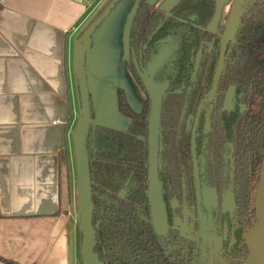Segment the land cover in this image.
Wrapping results in <instances>:
<instances>
[{
  "label": "trees",
  "instance_id": "1",
  "mask_svg": "<svg viewBox=\"0 0 264 264\" xmlns=\"http://www.w3.org/2000/svg\"><path fill=\"white\" fill-rule=\"evenodd\" d=\"M244 1L249 4V0ZM251 3L238 18L215 97L208 105L203 101L213 85L220 47L212 56L205 78L197 68V59H206L212 43L210 26L217 15L218 0H177L167 14L151 0L137 1L128 32V62L146 104L133 116L126 131L92 124L88 137L93 226L97 231L95 252L104 264H205L199 241L183 234L175 223L176 216L182 218L187 209L197 230L194 143L203 184L217 196L215 209L203 201L204 214L220 230L225 222L230 229L220 252L224 261L220 257L216 261L243 264L248 259L247 234L257 225L256 200L264 165V0ZM164 52L168 57L154 78L157 85L168 84L159 153L168 232L159 236L152 224L148 199L151 104L141 77ZM230 91L234 93V104L227 110ZM91 107L93 120L92 97ZM191 116L194 122L188 130ZM230 184L233 216L224 211ZM0 262L17 264L1 257Z\"/></svg>",
  "mask_w": 264,
  "mask_h": 264
},
{
  "label": "crops",
  "instance_id": "2",
  "mask_svg": "<svg viewBox=\"0 0 264 264\" xmlns=\"http://www.w3.org/2000/svg\"><path fill=\"white\" fill-rule=\"evenodd\" d=\"M131 2L118 5L94 35L87 56L92 124L115 130H127L146 103L126 51L134 2L130 23L124 34L120 31L124 7ZM176 2L151 0L158 10ZM218 2L211 30L222 32L234 0ZM94 6L87 0L0 4V257L17 264H79L83 259L81 246L76 250L81 236L78 170L73 177L69 158L75 157L80 117L75 43L104 7L89 17ZM134 92L138 102L131 99Z\"/></svg>",
  "mask_w": 264,
  "mask_h": 264
},
{
  "label": "water",
  "instance_id": "3",
  "mask_svg": "<svg viewBox=\"0 0 264 264\" xmlns=\"http://www.w3.org/2000/svg\"><path fill=\"white\" fill-rule=\"evenodd\" d=\"M123 0H111L104 8L103 12L94 18L83 30L80 37L76 40L74 50V72L77 80L79 96L80 121L76 127L74 142L78 167L79 180V201H80V233L82 236L81 255L84 259L83 264H104L99 255L95 252L97 246V231L93 226V215L95 205L93 203V189L91 178L90 155L88 150V137L92 125L91 93L89 88L87 56L91 52L94 44V35L107 21L111 14ZM243 0H235L229 12V16L224 28V38L221 40L218 63L215 71L213 85L209 95L203 103L211 104L218 87V83L223 71L228 44L231 41L230 34L234 26L235 19ZM132 23V21H131ZM130 23V26H131ZM129 26V29H130ZM129 32V30H128ZM127 56H128V33H127ZM168 54L162 53L148 67L147 74L142 75L141 79L146 93L150 100V114L148 118V199L150 203V214L152 224L159 236H164L168 232L166 209L163 200V189L159 177V153L161 138V121L163 114V101L168 84L162 86L155 84L154 78L159 69L166 61ZM231 93V91H230ZM228 93L225 109L228 105L234 104V93ZM230 100V101H229ZM197 124L194 128L193 139L195 140ZM193 171L195 182V194L197 203L198 232L201 241L202 261H205L204 254L208 251L209 259L207 264H215V236L217 230L214 222H209L204 214L203 201L211 209V201L208 197V188L204 186L201 179V170L193 144ZM234 199V198H233ZM225 201V197H224ZM235 207V204H234ZM257 225L251 228L247 234V244L250 248V255L243 264H264V165L261 172L260 182L256 200Z\"/></svg>",
  "mask_w": 264,
  "mask_h": 264
},
{
  "label": "rangeland",
  "instance_id": "4",
  "mask_svg": "<svg viewBox=\"0 0 264 264\" xmlns=\"http://www.w3.org/2000/svg\"><path fill=\"white\" fill-rule=\"evenodd\" d=\"M109 0H98L95 2V6L92 8L91 10V13L89 15V17L91 16V14L99 7H103L107 4ZM132 1V2H131ZM137 1L138 0H130L131 3H128L125 7H124V14L122 15V18L120 20V31L122 34L125 33L127 27H128V24L130 23V19H131V16H132V13L134 11V4L136 5V9H137ZM235 1V0H234ZM134 2V4H133ZM251 0H249V4L247 1H242L241 4H240V7H239V10H238V13H237V17L235 19V23H234V26L232 27V30H231V36L230 38L231 39H234L235 37V33L237 31V24H238V18L240 17V15L246 11L250 5H251ZM233 5V3H232ZM232 8V6H231ZM170 9V7L168 8ZM167 10H159L160 12H163L165 14H167ZM231 10V9H230ZM136 12V10H135ZM134 16H135V13H134ZM133 16V18H134ZM132 18V20H133ZM88 19V17H87ZM216 28V27H215ZM225 28V26H224ZM224 38V33L217 30L216 32L215 31H212L211 30V39H212V43H210L208 46H209V49H208V54L206 56V59L201 61V57H199L197 59V68L199 69V72H200V75L203 76V78H205L208 74V70H209V67H210V64L212 62V56L213 54L218 50V48L220 47L219 43L221 44V40H223ZM133 73V72H132ZM134 75V74H133ZM124 82H127L126 79H124ZM128 88H129V91L130 93L133 92L132 88H131V85L128 84ZM135 93H138V92H134L133 94H130L131 95V99L135 102H138V98L137 96L135 95ZM230 93V92H229ZM233 93L231 91L230 93V96H232ZM145 97V96H144ZM145 99V98H144ZM230 101V100H229ZM146 102V101H145ZM146 104V103H145ZM232 107V102L231 104L228 105V109ZM143 109V108H142ZM95 111V109H94ZM80 117L78 116L76 118V120L80 121ZM95 119V118H94ZM93 119V120H94ZM193 116H191L189 118V121H188V130L191 129L192 125H193ZM94 126H97L96 124H93ZM106 128H109V127H106ZM109 129H112V128H109ZM209 130V125H207V128H206V132ZM119 131H126V130H119ZM74 159H70V167H71V171H72V176L73 177H76V172H77V159H76V151L74 153ZM77 167V168H76ZM232 184H230V187L229 189L227 190L226 194H225V201H224V210L227 211V212H233L234 211V199H233V188H232ZM208 197H209V200L211 201V205L212 207L215 208V206L217 205V196H216V193L213 189H211L210 187L208 188ZM177 204L176 202H172V206L175 207ZM183 218H179L177 217L176 218V224L178 225V228L182 231L183 234L185 235H188V234H193L195 233V228H194V220L192 221L193 223L190 224L189 221H188V218H189V214L186 213V212H183ZM195 231V232H194ZM188 233V234H187ZM198 236H199V233H198ZM76 243H77V252L80 250V246L82 244V237L80 236L78 240H76ZM220 243V242H219ZM215 245H216V249H217V258L220 257L221 255V250L219 251V248L220 246L218 245V242L215 241ZM219 247V248H218ZM204 258L206 260V262L208 261V251L205 252L204 254ZM83 258V257H82ZM84 262V259H82V261L80 260L79 264H83Z\"/></svg>",
  "mask_w": 264,
  "mask_h": 264
},
{
  "label": "flooded vegetation",
  "instance_id": "5",
  "mask_svg": "<svg viewBox=\"0 0 264 264\" xmlns=\"http://www.w3.org/2000/svg\"><path fill=\"white\" fill-rule=\"evenodd\" d=\"M216 18V17H215ZM228 19V18H227ZM226 25V24H225ZM210 32H211V26H210ZM223 33H224V29H223V31H222ZM219 45H220V43H219ZM219 49V48H218ZM218 51V50H217ZM129 63V62H128ZM130 66V65H129ZM210 66H211V64H210ZM131 68V67H130ZM209 69H210V67H209ZM132 71V70H131ZM142 90V89H141ZM143 92V91H142ZM233 92V91H232ZM232 107H230L228 110H230ZM194 133V132H193ZM197 158H198V156H197ZM198 162H199V167H200V161H199V159H198ZM200 170H201V168H200ZM194 173V172H193ZM201 179H202V176H201ZM202 182H203V180H202ZM206 187L207 188H209V186H207L206 185ZM176 207V206H175ZM174 207V208H175ZM215 208H216V206H215ZM214 207H213V209H215ZM234 210H235V207H234ZM225 211V210H224ZM183 212H186V213H188L189 214V218H188V221H189V223L190 224H192V222H190V219L192 218V213L191 212H189L187 209H184L183 210ZM234 212V211H233ZM233 212L231 213V212H229L230 214H231V216H233ZM178 216H176V218H177ZM184 216H182V218H183ZM176 218H175V223H176ZM180 218V217H179ZM181 218V219H182ZM193 219V218H192ZM193 221V220H192ZM176 227L178 228V225L176 224ZM215 228H216V230H217V233H216V236H215V239H216V241L218 242V245L220 246V248H219V251L222 249V244H223V239H224V237L225 236H228L229 235V224H228V222H225L224 224H223V227H222V229L220 230L216 225H215ZM196 231V232H195ZM194 232L195 233H193V234H188L189 236H191L194 240H197V241H201V237H199L198 238V224H197V230H195ZM221 231V232H220ZM232 235V234H231ZM220 242V243H219ZM216 252H217V249H216ZM208 259H209V256H208ZM215 259L217 260V254H215ZM215 260V264H219L217 261ZM219 260H222V261H224V259L220 256V259ZM222 261H221V263H222ZM205 264H207L206 263V260L205 261H203Z\"/></svg>",
  "mask_w": 264,
  "mask_h": 264
},
{
  "label": "built area",
  "instance_id": "6",
  "mask_svg": "<svg viewBox=\"0 0 264 264\" xmlns=\"http://www.w3.org/2000/svg\"><path fill=\"white\" fill-rule=\"evenodd\" d=\"M87 1H94V2H96V1H98V0H87ZM2 3V0H0V4Z\"/></svg>",
  "mask_w": 264,
  "mask_h": 264
}]
</instances>
